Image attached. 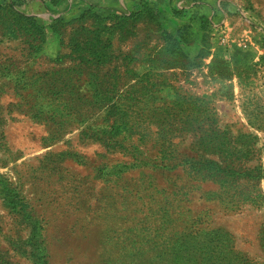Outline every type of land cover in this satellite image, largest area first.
Segmentation results:
<instances>
[{
  "label": "rangeland",
  "instance_id": "374dc122",
  "mask_svg": "<svg viewBox=\"0 0 264 264\" xmlns=\"http://www.w3.org/2000/svg\"><path fill=\"white\" fill-rule=\"evenodd\" d=\"M0 264H264V0H0Z\"/></svg>",
  "mask_w": 264,
  "mask_h": 264
},
{
  "label": "crops",
  "instance_id": "0c3cea01",
  "mask_svg": "<svg viewBox=\"0 0 264 264\" xmlns=\"http://www.w3.org/2000/svg\"><path fill=\"white\" fill-rule=\"evenodd\" d=\"M231 71V70H230ZM214 74H210L209 75V80L211 81V83H212V85H211V88L213 89V88H215V89H218V88H221L222 87V83L220 82V81H216V80H214V76H213ZM226 82H229V84H231V88H233L234 86H233V82H234V80H233V78L230 76V80H228V81H226ZM221 83V84H220ZM214 90V89H213Z\"/></svg>",
  "mask_w": 264,
  "mask_h": 264
}]
</instances>
